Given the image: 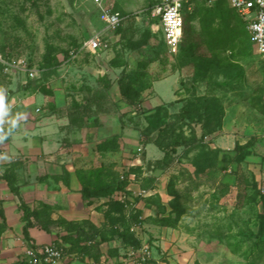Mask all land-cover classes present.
<instances>
[{"label":"rangeland","instance_id":"374dc122","mask_svg":"<svg viewBox=\"0 0 264 264\" xmlns=\"http://www.w3.org/2000/svg\"><path fill=\"white\" fill-rule=\"evenodd\" d=\"M108 1L127 15L114 31L90 0H0V50L34 71L0 72V152L11 161L0 242L5 193L22 220L32 215L10 176L35 156L14 151L37 137L35 119L53 116L48 131L58 146L74 141L84 194L103 216L102 228L75 225L78 242H113L120 255L144 244L173 264H264V57L245 18L227 0L197 1L170 47L147 17L157 0ZM99 32L107 47L91 53Z\"/></svg>","mask_w":264,"mask_h":264},{"label":"crops","instance_id":"0c3cea01","mask_svg":"<svg viewBox=\"0 0 264 264\" xmlns=\"http://www.w3.org/2000/svg\"><path fill=\"white\" fill-rule=\"evenodd\" d=\"M111 8L123 13L119 9ZM56 120L58 119L53 116L37 121L35 119V123L40 126L37 137L30 139V145L20 146L14 151V154L23 156L22 159L35 156L34 159L31 158L34 162L19 164L18 173L10 176L17 178L16 183L23 192L26 190L28 196L26 202L33 216L31 215L30 221L22 220L21 214L12 208L15 206V204L12 205L15 197L10 192H4L2 209L9 225V234L4 235V239L0 242L2 255L0 264L11 263L14 260L25 261L22 255L24 232L37 248L53 244L62 249L63 258L60 264H131L127 258L129 251L125 255H120L121 252L116 253L118 245L113 242H104L99 239L80 242L76 240L77 227L75 225L85 229V227L88 228L86 224L92 223L102 228L103 216L91 206L90 197L84 194L78 168L73 164L76 162L73 160L74 141L69 142L70 140L67 139L66 143L72 145L69 147L67 145L58 146L59 134L51 131L59 128L55 125ZM49 128L51 130L48 131ZM26 141L25 139L23 142ZM4 153L0 152L2 160L0 170L9 172L11 169L10 153ZM34 172H39V177L33 180L30 176L35 174ZM5 183H3L4 188H6ZM28 188H30L29 191ZM28 222L30 225L27 226ZM14 236L18 237V243L15 242ZM152 256L154 259H163L173 264L169 258L158 257L153 250Z\"/></svg>","mask_w":264,"mask_h":264},{"label":"built area","instance_id":"2783aa9c","mask_svg":"<svg viewBox=\"0 0 264 264\" xmlns=\"http://www.w3.org/2000/svg\"><path fill=\"white\" fill-rule=\"evenodd\" d=\"M99 9V19L104 26L103 31L116 30L124 20L120 12L107 6L108 0H90ZM193 0H160L149 10L148 19L168 46L173 47L180 42L183 33V10H190ZM212 2L213 0H204ZM229 5L246 21V31L250 42L257 53L264 57V0H227ZM107 47L103 33L99 32L85 43V48L96 53ZM0 71L5 75L26 74L33 76L28 70L25 59L7 56L0 51ZM22 255L28 264H60L63 251L59 247L48 244L33 249L22 241ZM131 264H170L163 259H154L152 250L147 245L132 249L127 253Z\"/></svg>","mask_w":264,"mask_h":264},{"label":"trees","instance_id":"16d2710c","mask_svg":"<svg viewBox=\"0 0 264 264\" xmlns=\"http://www.w3.org/2000/svg\"><path fill=\"white\" fill-rule=\"evenodd\" d=\"M197 1H203V2H206L207 3V1H204V0H193L191 3H190V9L192 8V6L194 5V3H196ZM159 2V0H157V1H155V3H152L149 7H148V9H147V17H148V13H149V10L152 8V6L153 5H155V4H157ZM187 11H189L187 8H184V10H183V19H184V17H185V13L187 12ZM121 13V15H122V17H124V20H123V22L125 21V19H126V14L125 13H122V12H120ZM187 14V13H186ZM122 22V23H123ZM121 23V24H122ZM120 27V26H119ZM184 30V29H183ZM248 38H249V36H248ZM249 41H250V39H249ZM251 43V42H250ZM252 44V43H251ZM253 45V44H252ZM1 52H3L2 50H0ZM4 53V52H3ZM5 55H7L6 53H4ZM7 56H9V55H7ZM1 72V71H0ZM2 73V72H1ZM119 188H121V184H120V186H118L117 187V189H119ZM32 216H33V213H32ZM30 218V217H29ZM24 220H26V219H24ZM26 221H29V220H26ZM28 225H30V223L28 222V224H27V226ZM25 231V230H24ZM24 240H25V242L27 243V245L28 246H30L31 248H33V249H37V247L35 246V245H33L32 244V242L30 241V239H29V237L27 236V234H26V232H24ZM141 246V245H140ZM140 246H138V247H136V248H134V249H138ZM24 264H28L26 261H22Z\"/></svg>","mask_w":264,"mask_h":264},{"label":"clouds","instance_id":"9594fccd","mask_svg":"<svg viewBox=\"0 0 264 264\" xmlns=\"http://www.w3.org/2000/svg\"><path fill=\"white\" fill-rule=\"evenodd\" d=\"M4 110V106H3V103H2V99H0V111Z\"/></svg>","mask_w":264,"mask_h":264}]
</instances>
